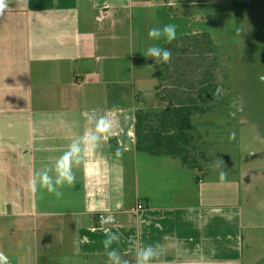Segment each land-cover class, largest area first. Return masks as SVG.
Returning a JSON list of instances; mask_svg holds the SVG:
<instances>
[{
  "label": "crops",
  "instance_id": "crops-1",
  "mask_svg": "<svg viewBox=\"0 0 264 264\" xmlns=\"http://www.w3.org/2000/svg\"><path fill=\"white\" fill-rule=\"evenodd\" d=\"M237 4L8 0L0 15V252L9 264H106V233L119 236L112 248L130 264L147 245L161 249L152 264L244 263L248 171L227 172L221 185L206 167L139 151L136 137L137 111L167 105L142 55L149 28L173 23L177 39L206 32L215 45H232L220 28L235 22ZM93 114L112 122L108 139L81 153L60 198L33 194L29 181L94 130ZM138 204L144 210L133 214ZM94 213L113 219L102 224Z\"/></svg>",
  "mask_w": 264,
  "mask_h": 264
},
{
  "label": "rangeland",
  "instance_id": "rangeland-1",
  "mask_svg": "<svg viewBox=\"0 0 264 264\" xmlns=\"http://www.w3.org/2000/svg\"><path fill=\"white\" fill-rule=\"evenodd\" d=\"M237 3L235 22L234 17H229L220 28L225 38H234L236 43L216 44L213 49L203 45L204 56L196 46L182 44L181 48H188V53L173 55L182 57L184 62H177L170 78L159 81L158 86L159 93L168 97L164 93L167 88L180 85L188 88L194 79L196 83V71L201 74L212 70L215 74L222 93L206 106L211 107L208 112L197 114L193 119L195 150L200 164L206 167L203 173L208 175L218 173L219 169L214 167L216 161L223 162L226 172L248 171L242 205L252 228L247 234L243 264H264V82L261 80L264 77V0H237ZM182 69L189 72V80L183 79V84L175 75ZM237 98L242 101L243 111L233 118L229 116V104ZM231 133H235L234 139L229 138Z\"/></svg>",
  "mask_w": 264,
  "mask_h": 264
},
{
  "label": "trees",
  "instance_id": "trees-1",
  "mask_svg": "<svg viewBox=\"0 0 264 264\" xmlns=\"http://www.w3.org/2000/svg\"><path fill=\"white\" fill-rule=\"evenodd\" d=\"M191 44L200 50L204 56V46L215 48L212 37L209 33L182 36L172 44L164 45L172 52L171 62L167 65H154V77L158 81H166L170 78V71L176 67L177 62L184 59L173 54L186 55L188 48L182 49V44ZM204 45V46H203ZM203 51V52H202ZM182 62V64H183ZM195 72V79L188 88L183 85L174 88H167L162 96L159 93L160 86L156 87L157 97L168 103L159 109H140L136 113V137L137 149L152 156H172L182 160L184 166L191 169H203L200 159L195 150L196 126L194 117L197 114H205L211 107L207 105L215 102L217 97L214 95L217 87L215 74L212 70ZM177 81L181 84L183 79L189 80V72L183 69L175 74ZM166 88V87H165ZM213 108V106H212Z\"/></svg>",
  "mask_w": 264,
  "mask_h": 264
},
{
  "label": "clouds",
  "instance_id": "clouds-1",
  "mask_svg": "<svg viewBox=\"0 0 264 264\" xmlns=\"http://www.w3.org/2000/svg\"><path fill=\"white\" fill-rule=\"evenodd\" d=\"M8 0H0V15L6 10ZM147 39L150 42L142 52L146 61H151L150 65H167L171 62L172 52L164 45L172 44L177 39V26L173 23H167L163 26H154L149 28ZM163 42L162 44L159 42ZM264 82V77H261ZM222 89L217 87L214 95L219 98ZM229 116L235 118L237 112L243 111L242 101L237 98L229 104ZM89 123L94 124V130L85 134L80 140L73 141L68 150L57 159L53 168H44L36 173L35 177L29 181L28 189L35 194L40 190H46L48 194L60 198L63 193L61 189L65 185H71L75 176L73 174V165H79L82 160L81 153L94 148L101 140H107V133L111 131L112 122L105 116L97 117L95 114L89 118ZM230 139L235 138V133L230 134ZM120 152L117 151V156ZM214 167L218 171V184H224L227 181V172L224 170L222 161H216ZM52 173V174H50ZM109 222L112 217L107 218ZM107 239L104 240V249L107 256L106 264H130L122 255L112 248V244L119 240V236L112 233H106ZM159 245H147L135 252L134 264H152V261L161 255ZM0 264H9L8 258L0 252Z\"/></svg>",
  "mask_w": 264,
  "mask_h": 264
},
{
  "label": "built area",
  "instance_id": "built-area-1",
  "mask_svg": "<svg viewBox=\"0 0 264 264\" xmlns=\"http://www.w3.org/2000/svg\"><path fill=\"white\" fill-rule=\"evenodd\" d=\"M200 182H202V181H200ZM143 210H144V207L141 204H138L135 208H133L131 210V212L133 214H139ZM108 217H112L111 214H107V213H94L93 214L94 220L99 222V223H102V224L109 223V221L107 219Z\"/></svg>",
  "mask_w": 264,
  "mask_h": 264
}]
</instances>
